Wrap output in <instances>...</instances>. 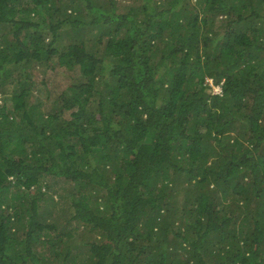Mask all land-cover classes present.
<instances>
[{
	"label": "trees",
	"instance_id": "16d2710c",
	"mask_svg": "<svg viewBox=\"0 0 264 264\" xmlns=\"http://www.w3.org/2000/svg\"><path fill=\"white\" fill-rule=\"evenodd\" d=\"M129 1L0 0V264H264V0Z\"/></svg>",
	"mask_w": 264,
	"mask_h": 264
},
{
	"label": "rangeland",
	"instance_id": "374dc122",
	"mask_svg": "<svg viewBox=\"0 0 264 264\" xmlns=\"http://www.w3.org/2000/svg\"><path fill=\"white\" fill-rule=\"evenodd\" d=\"M128 3H130V2H128ZM122 10V9H121ZM220 20H221V16L220 17H218ZM47 40L48 41H51L52 40V38H51V36H49V34H48V36H47ZM36 70H39L38 68H35ZM19 70H16L15 71V73L16 72H18ZM34 76V80H36V81H39V78L40 77H42V74H35V75H33ZM39 77V78H38ZM58 80H60L59 82H62V81H65V78H63V77H61V76H59V78H58ZM213 80L212 79H209V83L210 84H212L213 82H212ZM212 88H213V92H221V86H217V85H213L212 86ZM38 91H37V89H35L34 90V93H33V98H35V99H38V98H40V97H42V95L41 94H39V93H37ZM11 95V94H10ZM10 97V96H9ZM2 98H3V95L2 96H0V100H2ZM65 186H67V184L66 183H63L62 182V179H59V180H57V181H55V190L57 191V192H59V193H66L67 192V188H65ZM68 195V194H67ZM65 199V198H64ZM64 199H63V201H64ZM44 201H41V205H46L47 206V203H49L50 202V199L49 198H46V199H43ZM64 209H60V212L61 211H63Z\"/></svg>",
	"mask_w": 264,
	"mask_h": 264
},
{
	"label": "clouds",
	"instance_id": "9594fccd",
	"mask_svg": "<svg viewBox=\"0 0 264 264\" xmlns=\"http://www.w3.org/2000/svg\"><path fill=\"white\" fill-rule=\"evenodd\" d=\"M111 1H114V6H116V7L119 6L120 4L124 3L123 0H109V2H111ZM119 9H120V6H119ZM217 86H219V85H217Z\"/></svg>",
	"mask_w": 264,
	"mask_h": 264
}]
</instances>
